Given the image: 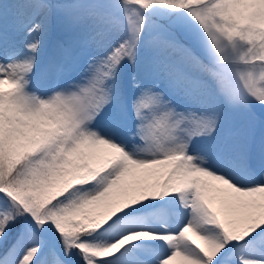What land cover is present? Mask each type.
<instances>
[{
    "label": "snow or ice",
    "instance_id": "obj_1",
    "mask_svg": "<svg viewBox=\"0 0 264 264\" xmlns=\"http://www.w3.org/2000/svg\"><path fill=\"white\" fill-rule=\"evenodd\" d=\"M0 264H264V0H0Z\"/></svg>",
    "mask_w": 264,
    "mask_h": 264
}]
</instances>
